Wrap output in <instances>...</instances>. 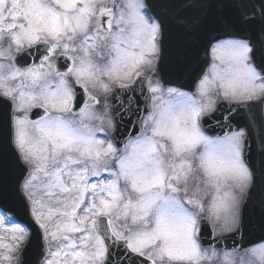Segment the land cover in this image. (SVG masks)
<instances>
[{"label": "snow or ice", "instance_id": "obj_1", "mask_svg": "<svg viewBox=\"0 0 264 264\" xmlns=\"http://www.w3.org/2000/svg\"><path fill=\"white\" fill-rule=\"evenodd\" d=\"M249 209L264 0H0V264H264Z\"/></svg>", "mask_w": 264, "mask_h": 264}, {"label": "water", "instance_id": "obj_2", "mask_svg": "<svg viewBox=\"0 0 264 264\" xmlns=\"http://www.w3.org/2000/svg\"><path fill=\"white\" fill-rule=\"evenodd\" d=\"M194 77L189 76L180 79L178 82L174 79L173 85L175 87H182L184 91L187 92H195V87L193 84ZM147 95V93H145ZM217 112L213 114V117L215 120H219L221 116L227 112L226 103L219 104L217 108ZM235 119H240V117H236ZM206 123L204 124L205 131L210 136H217V135H223L225 132V128L223 127V122L221 121L220 125H217L214 120L210 121L208 118L205 119ZM118 136L120 140H123L127 133L129 132L128 127V121L125 120L123 125L118 124ZM253 158L257 164L260 163L258 159H256V144H253ZM11 175V174H10ZM247 216V224L244 232L236 237V240L239 241L244 246H249L253 243L259 244L261 242H264V223L261 222L260 214L258 210L249 209L246 212ZM21 218L25 220L26 223L29 221L27 220V217L23 215L21 212ZM229 244L232 243V241H228ZM35 260V245L33 246V250L28 253L26 257V264H33V261Z\"/></svg>", "mask_w": 264, "mask_h": 264}, {"label": "rangeland", "instance_id": "obj_3", "mask_svg": "<svg viewBox=\"0 0 264 264\" xmlns=\"http://www.w3.org/2000/svg\"><path fill=\"white\" fill-rule=\"evenodd\" d=\"M219 102H223V101H219ZM219 102H218V103H219ZM218 103H217V104H218Z\"/></svg>", "mask_w": 264, "mask_h": 264}]
</instances>
